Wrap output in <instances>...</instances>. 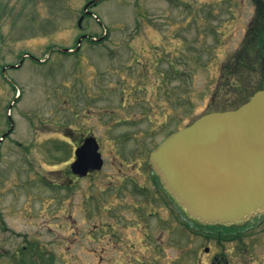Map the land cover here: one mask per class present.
<instances>
[{"label": "rangeland", "instance_id": "obj_1", "mask_svg": "<svg viewBox=\"0 0 264 264\" xmlns=\"http://www.w3.org/2000/svg\"><path fill=\"white\" fill-rule=\"evenodd\" d=\"M87 1L0 0V138L14 121L0 141V264H98L99 255L104 264H212L216 255L264 264V214L218 243L152 198L158 218L137 235L145 195L120 180L137 163L133 175L149 183L148 156L172 131L264 88V64L234 69L254 0H101L80 30ZM82 33L108 38L60 52ZM84 132L99 139L105 165L73 183ZM127 184L137 193L123 197Z\"/></svg>", "mask_w": 264, "mask_h": 264}, {"label": "water", "instance_id": "obj_2", "mask_svg": "<svg viewBox=\"0 0 264 264\" xmlns=\"http://www.w3.org/2000/svg\"><path fill=\"white\" fill-rule=\"evenodd\" d=\"M76 157V174L102 168L94 138ZM150 161L171 195L205 224L236 223L263 210L264 89L235 110L208 113L174 132Z\"/></svg>", "mask_w": 264, "mask_h": 264}, {"label": "flooded vegetation", "instance_id": "obj_3", "mask_svg": "<svg viewBox=\"0 0 264 264\" xmlns=\"http://www.w3.org/2000/svg\"><path fill=\"white\" fill-rule=\"evenodd\" d=\"M90 135H91V133H87V135L84 138H86L87 136H90ZM139 168H140V164L132 165L131 169L129 171H126V173L123 175L122 178H120V180L123 179V180L126 181V183L132 182V183H129V185L132 184V186L135 187V189L139 193L145 195L144 199H142L140 201L141 205L139 207H137V210H140L142 212V215L140 216V218L142 219L141 222L144 225L141 226L139 223L135 222V224L133 226L135 229L132 230V232L137 234V235H148L151 232L148 231L147 226L145 227L146 219L148 217L149 218H154V217L156 218V216L158 218V208H154V206L149 205L150 199L155 198V199L161 201L162 205L167 207V208H169L170 211H171V209H173V207H175V204H174L173 199L171 197H169L163 189H161L160 192L158 193V184H157V181L154 180L155 177L153 175V172L151 171L150 166H148L149 169L147 171L148 172V177H149V183L143 184V185L140 184L139 183V178L136 177L135 175H133L134 172L136 171V169L138 170ZM94 174H98V172H93L89 176H92ZM115 188L120 189L119 185L116 186ZM124 188H125V191L123 192V197H125L126 194H128V195L131 194L132 195V193H137L136 191H132L130 188H128V184H127L126 187L124 186ZM153 189H154V191H153ZM132 205L133 204H129V203L125 204V206H132ZM134 206L135 205H133V207ZM152 207L155 209V211H154V209H151ZM177 211L181 215L183 220H185L188 223H190V221H189L190 219L186 215L187 213L185 211H182L181 209L180 210L177 209ZM151 220L154 221V219H151ZM163 220H165V219H163ZM124 221H125L126 224H129L130 220H129L127 214H124ZM132 222H134V219H132ZM166 223H168V220H167ZM139 227H145L144 232H140V228Z\"/></svg>", "mask_w": 264, "mask_h": 264}, {"label": "trees", "instance_id": "obj_4", "mask_svg": "<svg viewBox=\"0 0 264 264\" xmlns=\"http://www.w3.org/2000/svg\"><path fill=\"white\" fill-rule=\"evenodd\" d=\"M254 2L256 15L250 25L243 52L244 54L248 52L250 58L255 53L257 59L251 60L252 58L241 56L237 63L240 67L248 66L249 68H254L255 62L257 61L262 65L264 64V0H254ZM251 50H254V53ZM209 230H212V228H209Z\"/></svg>", "mask_w": 264, "mask_h": 264}]
</instances>
